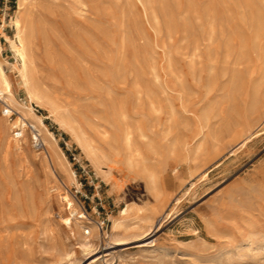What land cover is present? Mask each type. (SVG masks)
I'll return each mask as SVG.
<instances>
[{"label":"rangeland","instance_id":"rangeland-1","mask_svg":"<svg viewBox=\"0 0 264 264\" xmlns=\"http://www.w3.org/2000/svg\"><path fill=\"white\" fill-rule=\"evenodd\" d=\"M83 1L48 2L32 47L48 97L37 105L11 71L5 37L14 35L17 0H0V59L15 100L53 138L47 148L0 96V264H264V29L249 41L247 9L252 2L264 15V0ZM123 130L142 164L127 163ZM104 132L116 157L107 180L77 142L83 135L99 146ZM69 201L75 218L86 216L78 231ZM128 205L152 217L151 230L100 236L84 252L88 222L110 235Z\"/></svg>","mask_w":264,"mask_h":264},{"label":"bare ground","instance_id":"bare-ground-1","mask_svg":"<svg viewBox=\"0 0 264 264\" xmlns=\"http://www.w3.org/2000/svg\"><path fill=\"white\" fill-rule=\"evenodd\" d=\"M48 2L49 0H17V9L11 21V25L14 28V35L13 37H5L11 51L16 56L17 61V64L12 66L11 71L13 70L15 73H17L19 84L25 91L26 99L28 100V102L30 104L36 103L37 105H43L44 103H46L48 101V97L36 83V77L34 76L35 73L32 47L34 45L35 36L39 34L45 27L46 20L44 17V12L49 10ZM248 3V27L250 30L249 41H259L262 38L261 32L264 29V15L260 10L255 8V5L252 2ZM81 5L82 4L80 2V6ZM84 7H86V5ZM12 87L13 85L10 75L6 72L4 62H2V60L0 59L1 98L5 100V102L11 109H15L16 111H18V113H20V115H22L25 120L28 119V121H32L36 125L39 132L42 133L45 146L47 148H52V135L47 131L40 117L34 114L31 106L22 104L20 105V103L15 100L14 94L12 92ZM9 111L10 110H7L6 113H9ZM5 129V121L4 119L0 118V130L4 131ZM23 132H25V130ZM120 133V147L127 154V163L131 166H136L139 163L142 164V162H144V160L142 159V154L138 149H134L132 145L131 132H129L128 130H123ZM109 139L110 138L108 136V133L104 132L103 142L99 146H96L83 135L77 137V142L82 151V155H84V157L90 162V165L95 171L96 175L103 180L109 179V174L112 172V167L116 160V157L110 155L108 152V149L111 148ZM16 148L21 149L18 142L16 143ZM57 153L61 161V166L64 168V171L66 173L67 179L69 181H73L76 177L75 173L72 170L68 169V163L66 162L63 155L59 152ZM145 172L146 188L149 192L152 193L155 198H158L160 191L157 186L156 175L153 171L146 170ZM63 189H67V187L63 185ZM68 211L70 213V216L74 220V224H72V227H74V229L78 231V229L80 228L79 226L83 225V222L78 219H85L86 216L84 214H81L79 215L78 219L75 218L78 212L74 208V204L71 201H69L68 203ZM131 216L134 217L131 218ZM129 220H131V222L132 220H136V222L129 224ZM111 221L112 228L110 229V235L99 234L96 224L88 222V224L91 225L93 233H89L88 236H80L84 241L80 245L84 252L92 253L94 250H96L97 247L91 244V242H93L100 236H105L111 241H117L118 239H121V237H123L122 239H124L128 237L141 236L149 232L152 228V217L142 209L131 206L129 207V205L128 207H126V209L120 211L119 218L112 219ZM68 225H70L69 222Z\"/></svg>","mask_w":264,"mask_h":264}]
</instances>
